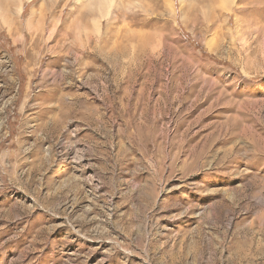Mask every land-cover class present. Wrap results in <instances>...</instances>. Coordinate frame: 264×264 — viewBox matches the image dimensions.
Masks as SVG:
<instances>
[{"label": "rangeland", "instance_id": "obj_1", "mask_svg": "<svg viewBox=\"0 0 264 264\" xmlns=\"http://www.w3.org/2000/svg\"><path fill=\"white\" fill-rule=\"evenodd\" d=\"M0 264H264V0H0Z\"/></svg>", "mask_w": 264, "mask_h": 264}, {"label": "crops", "instance_id": "obj_2", "mask_svg": "<svg viewBox=\"0 0 264 264\" xmlns=\"http://www.w3.org/2000/svg\"><path fill=\"white\" fill-rule=\"evenodd\" d=\"M58 164H59V163H58ZM58 164H57V169H53V170L51 171V172L53 173V176H55V175L57 176V175H58V171H59V170H58V166H59Z\"/></svg>", "mask_w": 264, "mask_h": 264}]
</instances>
